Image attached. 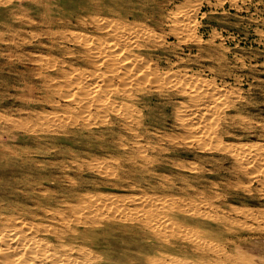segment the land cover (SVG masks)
Returning <instances> with one entry per match:
<instances>
[{"label": "rangeland", "instance_id": "374dc122", "mask_svg": "<svg viewBox=\"0 0 264 264\" xmlns=\"http://www.w3.org/2000/svg\"><path fill=\"white\" fill-rule=\"evenodd\" d=\"M31 1L32 0H2L0 4L7 10L13 8L15 5H18L21 8L32 7V9H36L35 6L37 9L41 8L40 5H35V3H32ZM75 1H73L74 4L83 3V0ZM112 4L120 8L128 7L135 18L130 23L131 29L123 27V32L122 28H118L120 29L118 31H115L116 29L113 28L114 23L116 25L121 24V19L116 15H110L111 17L109 16V19L113 21H110L109 24H112L111 27L114 29V32L106 30L107 33L104 31L103 38H106L101 41L102 43L99 42L100 44H96V40H93L92 44H96L99 47L95 48L99 57L101 56L102 59L105 57L106 60L111 57V59H109L110 62L107 60V62L105 61L106 63H101L97 68L86 67V71H80L79 68L81 70L85 68L79 67L78 65H71V67L67 65L65 66V64H62V66L60 65L61 63H59L58 67L62 66V68H67L68 71H71L73 67L77 66L76 68H78V70L71 73H76V76H78L75 77V74L72 76L70 73L69 81L56 78L57 81L55 83L61 85L56 86V88L65 92H71L72 90L71 93H73L78 100L81 99L77 103L78 106L75 104L74 106L72 105V107L75 108L73 110L69 108L62 110L57 109L51 105H45L43 100L41 102V107L45 108V115H49L50 117L58 114L59 116L65 114L62 117L66 116V118H70L73 117V114L78 110L82 118L85 115L84 118L89 124V129L96 130L97 128H102L105 122L112 120L113 116L111 113L100 108L98 105L99 101L96 102V100H92L94 99L92 94H96L95 97L97 96L98 98L97 93H94L92 89L96 81H100V84L105 82L101 86L105 89L102 92L104 93V97H102H108V99L105 98L108 103L109 101L112 102L113 84L111 81L114 80L115 75L121 72L118 69H122L117 65V59H122V65H124L123 69L127 68L130 71L128 74H131V71L134 70L136 74L139 73L141 76L148 77L149 79L147 78V80H149V82L147 83L152 82V80L155 79L154 77L157 78L160 76L165 83L169 78V82L165 84V87L168 84L171 86L169 87L168 85V88L166 87L167 90L177 88L180 90L179 88L185 85L184 88H181L182 91L184 89L185 93L181 95H158L155 92L150 94L147 92L137 93L134 89L132 90L133 97L127 100L125 99L126 104L129 102L128 106H130L131 103L129 113H127V120H129L134 127L137 125L136 122L140 114L148 111L150 117H148L147 121H150V123L145 124L149 125L151 132L153 131L152 133L157 132L155 134L158 135L165 132L170 133L172 137H174L175 134H178L174 139L172 138L158 142L160 146L170 148L167 149V151H164L165 154L163 153V155H167L169 158V163L165 164V169L162 172L164 173L165 178L158 175H156V177L149 176L145 170L144 172H141L139 168L118 166V161H115L114 158V160L109 158L108 160L106 159V161L105 159L94 155L97 151L95 147L92 146L89 149L80 150L77 148L80 147L79 143L70 141L69 144L74 149L86 153L87 151L91 152V156L89 154L87 157H92V161H90L92 162L91 165H98L95 168L98 167V169H103V165H110V169L112 168L117 176L111 174L106 175V177L109 180L118 179L119 183L124 186L112 187L109 184L99 185L93 189L81 186L76 190L68 191V194L67 192L54 191L51 192L52 194L47 193L46 196L48 197H46V192L42 195L36 190L37 186L31 184V181L28 186L26 182H22L18 179V195H16V193L8 194L11 192H7L5 193V196L0 197L2 200L0 201V264H50V262L51 264H88V262L89 264H107V262L108 264H264V162L262 163L263 160H258V162L256 160V162H254L255 159L253 162L251 160L236 165L232 162L234 159V156H232L234 151L241 154L245 153V155L247 154L248 156H254L258 152V149L263 148V150L259 151H264V146L259 144V142L262 143V141H264V138L258 136V127H261V125L264 124V0H113ZM33 15L34 17H37L35 13H33ZM43 27L44 26H39L38 28L43 29ZM75 30L76 32H80L79 28H75L74 31ZM128 30L131 31V33L128 32ZM30 31L31 29L27 28L24 35L30 37ZM132 32L136 35L134 33L132 34ZM121 33H124L125 35H121ZM186 33H190V35H187ZM18 34L17 31H4L0 34V145H14L15 154L13 153L12 155L14 162H18L22 158H31V156L37 157L32 153L34 151H30L28 154H25L24 151L19 153L18 150H16V147L18 146L21 147L25 145L31 150H45L50 149L53 145L52 142L60 145L64 144V139L66 137L64 134L55 132V130L53 131V129L52 131L39 130L38 123H42L41 121L44 117H31L27 114V112L35 111V109H33L35 103L32 102L31 99H28V91L31 90L33 92V97L34 95L40 96L43 92L38 89L34 91L35 87L31 82V78L20 75L24 71L25 65H30V63L27 62V60L18 61V53H20L21 49H18V45L22 42V36ZM141 34H145L144 37H138V35ZM150 36L152 37L151 40ZM153 36H155L154 39ZM39 37L41 38V36ZM39 37H32L31 39L36 41V38ZM107 37H109V40ZM124 37H126V39ZM128 37L130 39H128ZM156 38L158 40H156ZM127 39L128 41H126ZM109 41L112 42L111 45L108 44L110 43ZM138 43L140 44L138 45ZM153 43H158L163 46L154 49L151 46ZM112 44L113 48H117L113 49ZM136 44L138 46H136ZM31 51V53L34 54H32L34 57H39L44 61L49 60L51 64L59 62L60 57H62L60 56L61 54L56 51ZM110 52L112 56L110 55ZM112 52H118L119 54H113ZM45 54L48 57H45ZM119 55L121 57H119ZM137 55L138 57H136ZM139 57L142 59H139ZM133 61L136 62V64L134 63L133 65ZM34 65H36V63H34ZM138 65H141V67ZM111 68L115 73L113 70H110ZM47 69L51 70L52 67L50 66ZM141 69L143 70V74H141ZM93 70L94 72H92ZM108 70L112 73H108ZM136 71L139 72L137 73ZM81 72H86V75H83L84 73L82 74ZM175 72L177 73L175 74ZM89 75L92 77L90 78ZM125 76H127V73ZM134 76L135 75L132 77ZM166 76L168 78H166ZM105 77H108L107 80H105ZM78 78L79 80H77ZM84 78H88L86 82H84ZM109 80L110 82H108ZM116 81L121 84L119 79ZM73 82H75V84ZM107 82L109 85L106 84ZM81 83L85 89L82 88ZM83 83H87V87H85L86 85ZM90 83H92V85ZM175 85H177V87ZM106 87H108V89ZM86 88H88L90 93L88 90V92L86 91ZM80 90H83L84 92L82 91V93ZM85 92L86 95L84 94ZM164 92L165 91H162V93ZM83 94L86 96L84 99ZM89 95L93 97L91 100ZM114 97L116 98L117 96L115 95ZM103 100L102 102H107L106 100ZM117 100L119 102L124 101L121 100L119 96ZM169 100L176 101L177 103H174L176 107L170 106L171 104L169 103ZM88 101H90V103ZM82 102L84 106L81 104ZM61 103H64V101L61 100ZM84 103L87 104V114L84 108L86 104ZM91 104L95 106L91 107ZM147 105H150L151 108H147ZM184 105L187 108H185ZM87 108L89 111H87ZM65 110L68 111L66 112ZM81 111L84 113H81ZM44 112L39 114L41 115ZM105 113L107 114L106 116L104 115ZM90 114H92V116H90ZM86 115L89 117H86ZM209 116L210 118H208ZM182 118H186L185 122L183 121L184 124H187L188 121L189 125L191 122L193 125L192 127L202 132L205 137H202V134L199 138L198 136L194 137L195 135L191 136L193 135L192 133H188L186 130L178 126L182 121ZM204 126L209 130L206 128L204 131ZM68 127L70 128L71 126L69 125ZM222 130L227 131L222 132ZM138 131L139 130L136 132ZM226 132H229L230 134H226ZM122 133L126 136L130 134L126 130ZM208 133H210V135ZM29 135L34 136L35 138L37 137L34 139V143L25 139V136ZM207 135L208 137L206 138ZM18 137H23L24 139L21 140L18 139ZM78 139L79 136L75 135L74 140ZM203 139H205V141ZM216 139L217 141H214ZM237 140L241 142H238ZM128 145H132L129 140ZM29 148H26L25 150L29 151ZM161 156V154L158 155L159 158H161ZM48 158L49 157L46 156L45 159ZM177 162H179L178 165ZM171 163L176 165L173 166ZM180 163L184 165L181 166ZM251 163L253 164L251 165ZM158 165L160 164L149 162L144 166L149 169L151 167L153 168V166L154 168H158ZM50 169L49 165H45L41 171L46 173ZM103 175L105 176V174ZM249 176L250 178H248ZM81 177L96 178L99 177V175L88 170L84 171ZM77 180L79 181V179ZM64 183L67 185L66 182ZM209 183L211 185H209ZM234 184L237 187H235ZM123 187L125 188L123 189ZM131 187L139 192L133 191ZM30 188H33L32 191ZM20 189H22V191ZM90 197L95 198L92 200ZM76 199H78V201ZM42 200L46 202L44 203ZM77 204L81 206H78ZM37 206L42 209L44 214ZM76 208L81 210V212ZM159 208H162V210ZM58 209H60L62 213ZM71 210L73 212H71ZM55 212L58 213L55 214ZM51 214L53 215L51 216ZM156 219L159 221L157 222ZM195 219H197V221ZM139 222L140 226H138ZM196 228L198 230H196ZM132 229L134 231H132ZM135 230L140 231L138 232ZM227 230L231 233L229 234ZM52 232L55 234V239ZM223 232L225 235L222 234ZM145 236H147V239ZM159 238L160 240H158ZM13 242L15 244H13ZM76 242L77 244H75ZM164 242H166V244ZM19 247L22 248V250ZM162 251L164 253H160ZM51 252L54 253L51 254ZM151 255H153V257ZM44 258H46V260ZM66 260H68V262Z\"/></svg>", "mask_w": 264, "mask_h": 264}, {"label": "bare ground", "instance_id": "6f19581e", "mask_svg": "<svg viewBox=\"0 0 264 264\" xmlns=\"http://www.w3.org/2000/svg\"><path fill=\"white\" fill-rule=\"evenodd\" d=\"M2 0H0L1 3ZM9 1V0H8ZM11 1V0H10ZM75 1V0H73ZM73 1H69V0H32L31 2L35 3V5H40V9H37V7L35 5L36 9H32V7H24L21 8L18 5H15L13 8H9L8 10L1 6L0 4V34L3 33L4 31H17V33H19L18 35H21L22 38V42L18 45V49H20V53H18V61H26L30 63V65H25L24 71L22 72V74H20L21 76H28V78H31V82L32 84H34V91L36 89L42 91V95H34L33 97V92L31 90L28 91V99H31L32 102H34V108L35 111H30L27 112V114L31 117H37L39 116V118L44 117L43 120L40 121L42 123H38V128L41 131L44 130H51L53 129V131L55 130V132H59L60 134H64L66 137L64 139V144L60 145L57 144L55 142H52V146L50 147V149H45V150H39V149H30L29 147L23 145L21 147H16V150H18V152H22L24 151L25 154L30 153V151H34L32 152L34 155H36L38 158H42V159H38L37 157L31 156V158H27V159H21L18 162H14L13 161V153L15 154V150H14V145H9V144H2L0 145V197L5 196V193L7 192H11L8 194H12V193H16V195H18V179H20V181L22 182H26V184L29 186L30 181L31 184H34L35 186H37L38 192H40L42 195L45 193V196L47 195V193H51L54 191H62V192H67V194L70 191L76 190L79 187L83 186L86 188H96L99 185H111L112 187H122L124 186L123 184L119 183L118 179H114V180H109L106 175H111L113 174L114 176L116 175L115 172L112 170V168L110 169V165L109 166H105L101 165V167L103 169H98L95 168L96 166H93V164L91 165L92 162V157H87L91 152L87 151L83 152V151H79L74 149L69 143L70 141H74L76 143H79L80 147H77L80 150H85V149H89L90 147H95L96 148V154L98 157L102 158V159H109L112 158L111 160L118 161V166H123V167H135V168H139V170L141 172H144V170L148 173L149 176H162L165 178V175L163 172V170L165 169V164L169 163V158L167 155H163L164 151H167V149H170L169 147H163L160 146L158 144L159 141L162 140H169V139H174V137L178 134H175L174 137H172V135L170 133H165L163 132L162 134H155L151 132V129L149 128V125H146L145 123H150V121L148 122L147 119L148 117H150V113L147 111L146 113L140 114L138 120H137V125L134 127L133 124L131 122H129V120H127V113H129V107L128 104H126L125 99H130L131 97H133L132 94V90L135 89V91L138 92H147L148 94L155 92L158 95H163L166 94L167 96H172V95H181L184 94L185 91L183 89L182 91V87L184 88L185 85H183L181 88H179L180 90L177 89H172V90H167L166 87L169 85H167L165 87V84L167 82H169V78L166 76L167 82L165 83V81L160 78V76H158L157 78L154 77L155 79L152 80V82H149V80H147L148 77H144L141 76L138 72L136 71L138 74L135 73V71H131L132 73L128 74V72H130L127 68H124V65H122V59H117V65L120 66L122 69H118L121 72L117 75H115L114 80H112V84H113V88H112V94H113V98H112V102L108 101L105 99L108 97L103 98V89L101 86L103 83H99L98 81L95 82V84L93 85V89L92 91L94 93H97V96L95 97L96 94H92V96L94 97V99H92L93 97H91L89 95L90 100H96L99 101L98 105L100 106V108H102L103 110L109 112L112 114V120L105 122L102 128H97L96 130L94 129H89V124L86 121V119L81 117L80 112H78V110L76 111V113H74L73 117H69L70 118H66L59 116L58 115H54L53 117H50L49 115H45L44 109L43 107H41V102L42 100L44 101L45 105H51L52 107H55L57 109H75L74 107H72V105L74 106L77 105L78 100L77 97H75V95L72 92H65L60 90L59 88L57 89L56 86H61L58 83H55L57 80L56 78H60L63 79L65 81H69L70 79V73L74 72L76 70H78V68L73 67L71 69V71H68V69L66 68H62V64H65V66H71V65H78L79 67L85 68V69H80V71H86V67H94L97 68L99 67V65H101V63L103 62H107V60L110 62L109 59H111V57L109 59L106 60L105 57H103L104 59L101 58V56L99 57L98 53L95 51V48L98 47V45H96L97 43L101 42L104 38H103V32L106 30H109L111 32H114V29H116L115 31H118L122 28L123 32H124V28H130V23L132 20H134V15L132 14V11L127 7L125 8H120L117 7L115 5L112 4L113 0H83V3L80 4H74ZM112 1V2H111ZM30 2V3H31ZM76 2V1H75ZM3 4V3H2ZM10 7V6H9ZM33 13H35L37 15V17H34ZM102 14V15H101ZM110 15H116L119 17V19H121L120 22L121 24H115L113 25L112 29V24H109L111 19H109ZM172 15V14H171ZM111 17V16H110ZM185 17V16H184ZM183 19V18H182ZM181 20V19H180ZM193 20V19H192ZM113 21V20H112ZM111 21V22H112ZM162 21V20H161ZM183 21V20H182ZM190 21V19H189ZM192 22V21H191ZM138 24V23H137ZM136 24V25H137ZM167 24V23H166ZM119 25V26H118ZM178 25V24H176ZM180 25V24H179ZM39 26H44L43 29L38 28ZM133 26V25H132ZM144 26V25H143ZM181 26V25H180ZM183 26V25H182ZM191 26V25H190ZM124 27V28H123ZM136 27V26H135ZM27 28L31 29V33H30V37H26V35H24L26 33ZM42 28V27H41ZM73 28V29H72ZM75 28H79L80 32H76V30L74 31ZM120 28V29H118ZM133 28V27H132ZM152 28V27H151ZM180 28V27H179ZM186 28V26H185ZM131 29V28H130ZM129 29V30H130ZM138 29V28H137ZM183 29V28H182ZM181 29V30H182ZM90 30V31H88ZM126 30V29H125ZM131 33V31H129ZM178 30V29H176ZM192 30V29H191ZM29 31V30H28ZM78 31V30H77ZM134 31V30H133ZM137 31V30H136ZM141 31V30H140ZM193 31V30H192ZM107 32V31H106ZM122 32V31H120ZM126 32V31H125ZM127 32V33H128ZM135 32V31H134ZM132 32V34L134 33ZM144 32V31H142ZM141 32V33H142ZM108 33V32H107ZM126 33V34H127ZM140 33V32H139ZM146 33V31H145ZM193 33V32H192ZM124 33H121V35ZM135 34V33H134ZM138 34V32H137ZM150 34V33H149ZM148 34V35H149ZM187 34V33H186ZM190 35V33H188ZM187 34V35H188ZM17 35V36H18ZM114 35V34H113ZM125 35V34H124ZM123 35V36H124ZM128 35V34H127ZM131 35V34H129ZM136 35V34H135ZM134 35V36H135ZM138 35V37H144V35L142 36ZM151 35V34H150ZM193 35V34H192ZM39 37L41 36V38H36L37 40L34 41L31 38L32 37ZM117 36V35H116ZM120 36V35H119ZM118 36V37H119ZM122 36V37H123ZM147 36V34H146ZM152 36V35H151ZM150 36V37H151ZM9 37V36H8ZM113 37V36H111ZM110 37V38H111ZM155 36H153L154 39ZM190 37V36H189ZM195 37V36H194ZM197 37V36H196ZM121 38V37H119ZM126 39V37H124ZM132 38V36H131ZM136 38V37H134ZM179 38V37H178ZM198 38V37H197ZM4 39V38H3ZM107 39L109 40V37H107ZM106 39V40H107ZM113 39V38H112ZM128 39H130L128 37ZM128 39L126 41H128ZM152 39V37L150 38V40ZM10 40V39H9ZM93 40H96V44L93 45ZM105 40V41H106ZM133 40V39H131ZM149 40V41H150ZM156 40H158L156 38ZM1 41V40H0ZM6 41V40H5ZM14 41V40H13ZM111 41V40H110ZM109 41V42H110ZM125 41V40H124ZM185 41V40H184ZM8 42V41H7ZM114 42V41H113ZM130 42V41H129ZM138 42V41H137ZM144 42V41H143ZM154 42V40H153ZM159 42V41H158ZM15 43V42H14ZM102 43V42H101ZM106 43V42H105ZM112 42L108 43L111 45ZM173 43V42H172ZM100 44V43H99ZM104 44V43H103ZM115 44V43H114ZM140 43H138L139 45ZM163 44V43H162ZM6 45V44H5ZM136 44V46H138ZM142 45V44H141ZM8 46V45H7ZM16 46V45H15ZM107 46V45H106ZM116 46V45H114ZM133 46V45H132ZM154 49H157V47H162L163 45L158 44V43H153V45H151ZM31 47V48H29ZM126 47V46H125ZM99 48V47H98ZM112 48H113V44H112ZM115 49L117 47H114ZM113 48V49H114ZM108 49V48H106ZM105 49V50H106ZM111 49V48H110ZM112 49V50H113ZM127 49V48H126ZM31 50H38L39 52H42L43 50L45 51H56L58 53H60L62 57H60L59 62L57 63H53L51 64L50 61H43L41 60V58L39 57H34L33 53H31ZM100 51V50H99ZM111 51V50H110ZM117 51V50H116ZM49 52V54H50ZM119 52V50H118ZM118 52H112L113 54H119ZM45 53V52H44ZM48 53V52H47ZM101 53V52H100ZM33 54V55H32ZM41 54V53H40ZM125 54V53H124ZM102 55V54H101ZM107 55V54H105ZM111 55V52H110ZM122 55V54H120ZM119 55V57H121ZM109 56V55H108ZM107 56V57H108ZM112 56V55H111ZM117 56V55H115ZM45 57L46 56L45 54ZM66 57V58H65ZM118 57V58H119ZM138 57V55L136 56ZM135 57V58H136ZM114 58V57H113ZM117 58V57H116ZM183 58V57H182ZM57 59V58H54ZM139 59H142L139 57ZM144 59V58H143ZM179 59V58H178ZM114 60V59H112ZM124 60V59H123ZM135 60V59H134ZM148 60V59H147ZM102 61V62H101ZM105 62V63H106ZM141 62V61H140ZM144 62V61H142ZM33 63V64H31ZM34 63H36V65H34ZM59 63H61L60 65H62L61 67L59 66ZM134 63L136 64V62L133 61V65ZM140 64V63H139ZM111 65V64H110ZM113 65V64H112ZM116 65V64H114ZM116 65V66H117ZM145 65V64H144ZM52 67L51 70H48V67ZM115 66V67H116ZM117 66V67H118ZM132 66V65H130ZM137 66V65H136ZM139 67H141V65H138ZM72 67V66H71ZM102 67V66H101ZM133 67V66H132ZM143 67V65H142ZM145 67V66H144ZM171 67V66H170ZM182 67V66H181ZM106 68V67H104ZM114 68V67H113ZM156 68V67H155ZM108 69V68H106ZM130 69V68H129ZM134 69V68H132ZM136 69V68H135ZM92 70V68H91ZM89 70V71H91ZM110 70H113L112 68ZM115 70V68H114ZM113 70V71H114ZM138 70V69H137ZM142 70V69H141ZM151 70V69H150ZM149 70V72H150ZM153 70V69H152ZM166 70V69H165ZM87 71V72H89ZM99 71V70H98ZM109 71V70H108ZM116 71V70H115ZM114 71V73H115ZM155 71V70H154ZM175 71V70H174ZM190 71V70H189ZM94 72V70L92 71ZM111 71H109L108 73H110ZM117 72V71H116ZM134 72V73H133ZM156 72V71H155ZM82 73V72H81ZM84 73V72H83ZM82 73V74H83ZM86 73V72H85ZM83 75H86V74ZM98 73V72H97ZM112 73V72H111ZM110 73V74H111ZM118 73V72H117ZM127 73V76H125V74ZM162 73V72H161ZM177 72H175L176 74ZM72 74V73H71ZM76 76V73H73ZM72 74V76H74ZM89 74V73H87ZM92 74V73H91ZM90 74V75H91ZM107 74V73H106ZM141 74H143V70L141 72ZM89 75V77H90ZM94 75V74H93ZM109 75V74H108ZM133 75H135L134 77H132ZM154 75V74H153ZM167 75V74H166ZM88 76V75H87ZM95 76V75H94ZM99 76V75H98ZM111 76V75H110ZM162 76V75H161ZM176 76V75H175ZM174 76V77H175ZM80 77V76H79ZM82 77V75H81ZM80 77V78H81ZM86 77V76H85ZM92 77V76H91ZM90 77V78H91ZM109 77V76H108ZM107 77V78H108ZM164 77V76H163ZM196 77V76H195ZM72 78V77H71ZM106 78V77H105ZM107 78L105 80H107ZM111 78V77H110ZM113 78V76H112ZM180 78V77H179ZM194 78V77H193ZM197 78V77H196ZM202 78V77H201ZM55 79V81H54ZM84 82H86V78H84ZM95 79V77H94ZM99 79V78H96ZM120 80L121 84L119 82H117L116 80ZM149 79V78H148ZM72 80L74 81V79L72 78ZM71 80V81H72ZM79 80V78L77 79ZM83 80V78H82ZM178 80V79H177ZM187 80V79H186ZM201 80V79H200ZM173 81V80H172ZM179 81V80H178ZM177 81V82H178ZM197 81V79H196ZM110 82V80L108 81ZM108 82L106 84H108ZM171 82V81H170ZM198 82V81H197ZM200 82V81H199ZM75 84V82H73ZM77 83V82H76ZM88 83V82H87ZM86 83V84H87ZM94 83V82H92ZM92 83H90L92 85ZM175 83V82H174ZM211 83V82H209ZM213 83V82H212ZM80 84V83H78ZM85 84V83H83ZM85 84V85H86ZM89 84V83H88ZM173 84V83H172ZM177 84V83H176ZM185 84V83H184ZM201 84V83H200ZM82 85V83H81ZM90 85V86H91ZM105 85V84H104ZM109 85V84H108ZM174 85V84H173ZM172 85V86H173ZM202 85V84H201ZM110 86V87H111ZM120 86V87H119ZM171 85H169L170 87ZM177 87V85H175ZM204 86V85H203ZM70 87V86H69ZM87 87V85L85 86ZM81 88V87H80ZM82 88L83 85H82ZM81 88V89H82ZM92 88V87H91ZM108 89V87H106ZM168 88V87H167ZM175 88V87H174ZM212 88V87H211ZM210 88V89H211ZM69 89V88H68ZM85 89V88H84ZM186 89V88H185ZM190 89V88H189ZM188 89V90H189ZM205 89V88H203ZM209 89V88H208ZM88 90V88H86V91ZM91 90V89H90ZM212 90V89H211ZM81 91V90H80ZM79 91V92H80ZM83 91V90H82ZM81 91V92H82ZM89 91V90H88ZM87 91V92H88ZM110 91V89H109ZM162 91H165L164 93H162ZM190 91V90H189ZM76 92V91H75ZM84 92V91H83ZM82 92V93H83ZM203 92V91H202ZM220 92V91H219ZM229 92V90H228ZM235 92V91H234ZM237 92V91H236ZM90 93V91H89ZM92 93V92H91ZM187 93V92H186ZM76 94V93H75ZM81 94V93H80ZM86 95V92L84 93ZM83 94V95H84ZM188 94V93H187ZM203 94V93H202ZM225 94V93H224ZM229 94V93H228ZM227 94V95H228ZM236 94V93H235ZM84 95L83 99L86 97ZM117 96L116 98L114 96ZM138 95V94H137ZM140 95V94H139ZM142 95V94H141ZM212 95V94H211ZM210 95V96H211ZM80 96V95H79ZM82 96V95H81ZM103 96V97H102ZM118 96L121 98V100L124 101H118ZM135 96V95H134ZM205 96V95H204ZM110 97V96H109ZM138 97V96H137ZM191 97V96H190ZM209 97V96H208ZM106 100L107 102H102L103 99ZM157 98V97H156ZM168 98V97H167ZM170 98V97H169ZM178 98V97H177ZM207 98V97H206ZM236 98V97H235ZM87 99V98H86ZM192 99V98H189ZM61 100L64 101V103H61ZM103 100V101H104ZM120 100V99H119ZM166 100V99H165ZM203 100V99H202ZM132 101V100H131ZM158 101V100H157ZM164 101V100H163ZM170 101V100H169ZM209 101V100H207ZM85 102V101H84ZM90 103V101H88ZM87 102V103H88ZM144 102V101H143ZM148 102V101H147ZM168 102V101H167ZM176 102V101H175ZM174 101H170L169 103L171 104L170 106L174 107L175 103ZM191 102V101H190ZM189 102V103H190ZM230 102V101H229ZM108 103V104H107ZM150 103V102H148ZM153 103V102H152ZM163 103V102H162ZM177 103V102H176ZM183 103V102H182ZM187 103V102H186ZM204 103V102H203ZM83 105V102L81 103ZM86 104V103H84ZM146 105V104H145ZM208 105V104H207ZM217 105V104H216ZM40 106V107H39ZM78 106V105H77ZM84 106V105H83ZM95 106L93 104H91V107ZM164 106V105H163ZM187 106V104H186ZM206 106V105H205ZM215 106V105H214ZM218 106V105H217ZM228 106V105H227ZM86 107L87 104L85 105V112H86ZM147 108H151L150 105L146 106ZM176 107V106H175ZM185 107V105H184ZM183 107V108H184ZM188 107V106H187ZM185 107V108H187ZM219 107V106H218ZM221 107V105H220ZM23 108V107H22ZM89 108V107H88ZM87 108V111H89ZM133 108V107H132ZM146 108V109H147ZM181 108V107H180ZM182 108V109H183ZM222 108V107H221ZM82 109V107H81ZM144 109V108H143ZM158 109V108H157ZM168 109V108H167ZM190 109V108H189ZM206 109V108H205ZM220 109V108H219ZM53 110V109H52ZM84 110V109H83ZM152 110V109H151ZM179 110V108H178ZM181 110V109H180ZM192 110V109H191ZM207 110V109H206ZM223 110V109H222ZM58 111V110H56ZM55 111V112H56ZM66 111V110H65ZM68 111V110H67ZM66 111V112H67ZM91 111V110H90ZM150 111V110H149ZM41 112H44L43 114H39ZM65 112V113H66ZM133 112V111H132ZM181 112V111H180ZM81 113H84L81 111ZM168 113V112H167ZM213 113V112H212ZM219 113V112H218ZM223 113V112H222ZM21 114V113H20ZM25 114V113H24ZM46 114H51V113H46ZM54 114V113H53ZM87 114V112H86ZM23 115V114H22ZM67 115V114H66ZM72 115V113H71ZM83 115V114H82ZM105 116L107 115L106 113L104 114ZM186 115V114H185ZM211 115V114H210ZM218 115V114H217ZM88 115H86L87 117ZM90 116H92V114H90ZM104 116V117H105ZM152 116V115H151ZM89 117V116H88ZM103 117V118H104ZM162 117V116H161ZM166 117V116H165ZM164 118V117H163ZM179 118V117H178ZM177 118V119H178ZM194 118V117H193ZM192 118V119H193ZM210 118V116L208 117ZM218 118V117H217ZM216 118V119H217ZM106 119V118H105ZM155 119V118H154ZM186 119V118H185ZM185 119L182 118V121L180 119V123L178 124V126H180L182 129L186 130L188 133H192L194 137L198 138L200 136H202V132L196 130L194 127H192L193 125L190 122V126L188 125V121L187 124H184ZM202 119V118H201ZM206 119V118H205ZM215 119V118H214ZM89 120V119H88ZM207 120V119H206ZM90 121V120H89ZM107 121V120H105ZM146 121V122H144ZM163 121V120H162ZM184 121V122H183ZM91 122V121H90ZM134 122V121H133ZM179 122V121H178ZM12 123V122H11ZM155 123V122H154ZM206 123V122H205ZM204 123V124H205ZM96 124V123H95ZM159 124V123H158ZM173 124V123H172ZM177 124V123H176ZM235 124V123H234ZM71 126L70 128L68 126ZM188 125V126H187ZM202 125V124H201ZM206 125V124H205ZM152 126V125H150ZM197 126V125H195ZM154 127V126H153ZM200 127V126H199ZM202 127V126H201ZM205 127V126H204ZM203 127V128H204ZM19 128V127H18ZM152 128V127H151ZM157 128V127H156ZM207 127H205L204 131L206 130ZM259 128V133L258 136L264 138V124L261 125V127ZM139 130L138 132H136L137 130ZM154 129V128H153ZM152 129V130H153ZM208 129V128H207ZM211 129V127H210ZM214 129V128H213ZM127 131L130 134L128 136L124 135L122 132L123 131ZM209 130V129H208ZM212 130V129H211ZM25 131V130H24ZM31 131V130H30ZM157 131V130H156ZM227 131V130H224ZM222 130V132H224ZM230 132V131H229ZM229 132H226L229 133ZM187 133V134H188ZM214 133V132H213ZM231 133V132H230ZM229 133V134H230ZM202 134V135H201ZM205 134V133H204ZM210 135V133H208ZM215 134V133H214ZM222 134V133H221ZM78 135L79 139L78 140H74V136ZM206 135V134H205ZM232 135V134H231ZM185 136V133H184ZM190 136V135H189ZM219 136V135H218ZM202 137H205L204 135ZM208 137V135L206 136V138ZM217 137V136H216ZM37 138V137H36ZM34 136H25V139H28V141H32L34 143V139H36ZM178 138V137H177ZM205 138V139H206ZM211 138V137H209ZM220 138V137H219ZM18 139L23 140V137H18ZM201 139V138H200ZM205 139H203L205 141ZM215 139V138H214ZM228 139V138H227ZM232 139V138H229ZM128 140L130 141V143L132 145H128ZM197 140V139H196ZM211 140V139H210ZM220 140V139H219ZM170 141H174V140H170ZM199 141V140H198ZM214 141H217L214 140ZM238 141V140H237ZM196 142V141H195ZM207 142V141H206ZM241 142V141H238ZM192 143V142H191ZM202 143V141H201ZM227 143H231V142H227ZM226 143V144H227ZM235 143V142H234ZM211 144V143H210ZM218 144V143H217ZM241 144V143H240ZM259 144L264 146V141H262V143L259 142ZM208 145V143H207ZM212 145V144H211ZM220 145V144H219ZM223 145V144H221ZM228 145V144H227ZM43 146V145H42ZM46 146V145H45ZM199 146V145H198ZM239 146V144H238ZM242 146V144H241ZM245 146V145H244ZM252 146V145H251ZM262 146V147H263ZM202 147V146H201ZM204 147V146H203ZM208 147V146H207ZM225 147V146H224ZM229 147V146H228ZM253 147V146H252ZM26 148H29L28 150H25ZM197 148V147H196ZM211 148V147H210ZM230 148V147H229ZM232 148V147H231ZM257 148V147H256ZM206 149V148H205ZM224 149V148H223ZM228 149V148H227ZM234 149V148H233ZM245 149V148H244ZM258 149V148H257ZM221 150V149H220ZM226 150V149H225ZM252 150V149H251ZM259 150H263L262 149H258V152L254 155V156H248L247 154H241V153H237L236 151L233 152L234 159H233V163L236 164H240V163H244V162H249L255 159L254 162H258V160H263L262 163L264 162V151L260 152ZM227 151V150H226ZM229 151V150H228ZM236 152V153H235ZM244 152V151H243ZM231 153V152H230ZM161 154V158L158 157V155ZM165 154V153H164ZM32 155V154H31ZM46 156H48V159H45ZM91 156V154H90ZM231 156V155H230ZM44 158V159H43ZM114 158V159H113ZM232 158V157H231ZM101 159V160H102ZM103 160V161H105ZM106 160V161H107ZM105 161V162H106ZM259 161V162H260ZM114 162V161H113ZM149 162H156L160 165H158V168H145V164L149 163ZM176 163V162H175ZM174 163V164H175ZM179 162H177L178 165ZM261 163V162H260ZM172 164V163H171ZM253 163H251L252 165ZM45 165H49L50 166V170L46 173H43L41 171V169L45 166ZM114 165V164H113ZM173 165V164H172ZM176 165V164H175ZM173 165V166H175ZM181 166H183L184 164L180 163ZM195 165V164H194ZM263 165V164H262ZM241 166V165H240ZM264 166V165H263ZM117 167V166H116ZM180 167V166H179ZM250 167V165H249ZM253 167V166H252ZM261 167V166H260ZM115 169V168H113ZM117 169V168H116ZM251 169V168H250ZM262 169V168H261ZM264 169V168H263ZM72 170V171H70ZM90 170L91 172H95L97 175H99V177L96 178H90V177H86V178H82V173L84 171H88ZM120 170V169H119ZM122 170V169H121ZM170 170V169H169ZM232 171V170H230ZM235 171V170H234ZM257 171V170H256ZM120 172V171H119ZM133 172V171H132ZM136 172V171H135ZM254 172V171H253ZM123 173V172H122ZM138 173V172H137ZM136 173V174H137ZM246 173V172H245ZM249 173V172H248ZM105 174V176L103 175ZM180 174V173H179ZM235 174V172H234ZM123 175V174H122ZM142 175V173H141ZM164 175V176H163ZM183 175V174H182ZM262 175V174H261ZM117 176V175H116ZM124 176V175H123ZM128 176V175H125ZM139 176V175H138ZM184 176V175H183ZM235 176V175H234ZM122 177V176H121ZM244 177V176H243ZM148 178V177H147ZM250 178V176L248 177ZM256 178V177H255ZM79 179V181L77 180ZM128 179V178H127ZM133 179V178H132ZM182 179V178H181ZM260 179V178H259ZM149 180V179H148ZM147 180V181H148ZM239 180V179H238ZM252 180V179H251ZM263 180V179H262ZM134 181V180H133ZM144 181V180H143ZM223 181V180H222ZM231 181V180H230ZM249 181V179H248ZM247 181V182H248ZM51 182V183H50ZM66 182L67 185L64 183ZM130 182V181H129ZM128 182V184H129ZM224 182V181H223ZM229 182V181H228ZM241 182V181H238ZM260 182V181H259ZM258 182V183H259ZM215 183V182H214ZM219 183V182H218ZM217 183V184H218ZM233 183V182H232ZM216 184V183H215ZM222 184V183H220ZM224 184V183H223ZM249 184V183H248ZM134 185V184H133ZM209 185H211L209 183ZM227 185V184H226ZM238 185V184H237ZM32 186V185H31ZM131 186V185H130ZM137 186V185H136ZM235 186V184H234ZM144 187V186H143ZM176 187V186H175ZM228 187V186H227ZM232 187V185H231ZM237 187V186H235ZM234 187V188H235ZM125 187H123L124 189ZM132 188V187H131ZM152 188V187H151ZM246 188V187H245ZM28 189V188H26ZM31 191L33 188H30ZM133 189V188H132ZM141 189V188H140ZM22 191V189H20ZM35 190V189H34ZM86 190V189H85ZM90 190V189H89ZM96 190V189H94ZM147 190V189H146ZM145 190V191H146ZM179 190V189H178ZM229 190V189H228ZM247 190V189H246ZM29 191V190H26ZM69 191V192H68ZM78 191V190H77ZM84 191V190H83ZM128 191V190H127ZM131 191V190H130ZM133 191H136L133 189ZM24 192V191H23ZM80 192V191H79ZM86 192V191H85ZM93 192V191H92ZM92 192H90L91 194H93ZM136 192H139L138 190ZM134 192V193H136ZM26 193V192H25ZM59 193V192H58ZM78 193V192H77ZM130 193V192H129ZM128 193V195H129ZM141 193V191H140ZM52 194V193H51ZM50 194V195H51ZM62 194V193H60ZM65 194V193H64ZM63 194V196H64ZM89 194V193H88ZM118 194V193H117ZM127 194V193H126ZM143 194V192H142ZM27 195V194H26ZM66 195V194H65ZM76 195V194H75ZM112 195V193H111ZM131 195V194H130ZM225 195V194H224ZM39 196V194H38ZM41 196V195H40ZM54 196V195H53ZM89 196V195H88ZM115 196V195H114ZM126 196V195H125ZM150 196V195H149ZM164 196V195H163ZM48 197V196H46ZM135 197V196H134ZM178 197V196H177ZM35 198V197H34ZM51 198V197H50ZM62 198V197H61ZM60 198V199H61ZM70 198V197H69ZM88 198V197H87ZM92 198V197H90ZM95 198V197H93ZM92 198V200H93ZM101 198V197H100ZM117 198V197H116ZM214 198V197H213ZM10 199V198H9ZM37 199V198H36ZM42 199V198H41ZM57 199V198H56ZM107 199V198H106ZM128 199V198H126ZM148 199V198H147ZM177 199V198H176ZM205 199V198H204ZM48 200V199H47ZM66 200V199H65ZM78 201V199H76ZM103 200V199H102ZM132 200V199H131ZM154 200V199H153ZM0 201L1 198H0ZM13 201V200H12ZM43 201V200H42ZM68 201V200H67ZM72 201V200H71ZM80 201V200H79ZM156 201V200H155ZM168 201V200H167ZM44 202V201H43ZM46 202V201H45ZM44 202V203H45ZM61 202V201H60ZM75 202V201H74ZM83 202V201H82ZM22 203V202H19ZM58 203V202H57ZM65 203V202H64ZM80 203V202H79ZM86 203V202H85ZM92 203V202H90ZM129 204V203H128ZM32 205V204H31ZM52 205V204H51ZM62 205V203H61ZM64 205V204H63ZM78 205V204H77ZM76 205V206H77ZM89 205V204H88ZM94 205V204H93ZM99 205V204H98ZM26 206V205H25ZM55 206V205H54ZM65 206V205H64ZM81 206V205H78ZM142 206V205H141ZM160 206V205H159ZM220 206V205H219ZM218 206V207H219ZM236 206V205H235ZM33 207V206H32ZM36 207V206H35ZM39 208V206H37ZM41 207V206H40ZM60 207V206H59ZM58 207V208H59ZM92 207V206H91ZM213 207V206H211ZM215 207V206H214ZM232 207V206H231ZM79 208V207H78ZM76 208V209H78ZM90 208V207H89ZM94 208V206H93ZM101 208V207H100ZM158 208V206H157ZM240 208V207H239ZM30 209V208H28ZM33 209V208H32ZM41 209V208H39ZM48 209V208H46ZM56 209V207H55ZM87 209V208H86ZM156 209V208H155ZM162 210V208H159ZM171 209V208H170ZM218 209V208H216ZM44 210V209H43ZM60 211V209H58ZM79 210V209H78ZM102 210V209H101ZM127 210V209H126ZM136 210V209H135ZM160 210V211H161ZM215 210V209H214ZM26 211V210H24ZM38 211V210H36ZM40 211V210H39ZM42 211V209H41ZM56 211V210H55ZM81 212V210H79ZM173 211V210H172ZM238 211V210H237ZM35 212V211H34ZM53 212V211H52ZM61 212V211H60ZM71 212H73L71 210ZM95 212V211H94ZM106 212V211H105ZM262 212V211H261ZM33 213V212H32ZM40 213V212H39ZM43 213V211H42ZM46 213V212H45ZM49 213V212H48ZM58 212H55V214ZM62 213V212H61ZM59 213V214H61ZM91 213V212H90ZM107 213V212H106ZM117 213V212H116ZM140 213V212H139ZM255 213V212H254ZM259 213V212H258ZM29 214V213H28ZM34 214V213H33ZM32 214V215H33ZM44 214V213H43ZM93 214V213H92ZM91 214V215H92ZM97 214V213H96ZM110 214V213H108ZM186 214V213H185ZM30 215V214H29ZM50 215V214H49ZM48 215V216H49ZM53 214H51L52 216ZM63 215V214H62ZM70 215V214H69ZM82 215V214H80ZM94 215V214H93ZM106 215V214H105ZM118 215V214H117ZM120 215V214H119ZM182 215V214H181ZM196 215V214H195ZM45 216V215H44ZM47 216V215H46ZM59 216V215H58ZM83 216V215H82ZM99 216V215H98ZM222 216V215H221ZM255 217H257L256 215H254ZM137 217V216H136ZM194 217V216H193ZM200 217V216H199ZM205 217V216H204ZM203 217V219H204ZM224 217V216H222ZM249 217V216H248ZM4 218V217H3ZM8 218V217H6ZM36 218V217H34ZM46 218V217H45ZM50 218V217H49ZM48 218V219H49ZM53 218V217H52ZM113 218V217H112ZM142 218V217H141ZM146 218V217H145ZM202 218V217H201ZM206 218V217H205ZM264 218V217H263ZM44 219V217H43ZM51 219V218H50ZM59 219V218H58ZM80 219V218H79ZM108 219V218H107ZM138 219V218H137ZM185 219V218H184ZM244 219V218H243ZM255 219V218H254ZM6 220V219H5ZM53 220V219H52ZM139 220V219H138ZM146 220V219H145ZM155 220V219H154ZM157 220V219H156ZM187 220V219H186ZM191 220V219H189ZM197 221V219H195ZM199 220V219H198ZM215 220V219H214ZM213 220V221H214ZM231 220V219H230ZM234 220V219H233ZM1 221V220H0ZM39 221V220H38ZM42 221V220H41ZM46 221V219H45ZM57 221V220H56ZM67 221V220H66ZM100 221V220H99ZM105 221V220H104ZM121 221V219H120ZM149 221V220H148ZM159 220H157L158 222ZM192 221V220H191ZM194 221V220H193ZM195 221V222H196ZM220 221V220H219ZM227 221V220H226ZM48 222V220H47ZM109 222V221H108ZM119 222V221H118ZM132 222V220H131ZM232 222V221H231ZM55 223V222H54ZM58 223V221H57ZM69 223V220H68ZM81 223V222H80ZM102 223V222H101ZM116 223V222H115ZM114 223V225H115ZM217 223V222H216ZM259 223V222H258ZM50 224V223H49ZM85 224V223H84ZM138 224V223H137ZM220 224V223H219ZM239 224V223H238ZM92 225V224H91ZM130 225V224H128ZM133 225V224H132ZM157 225V224H155ZM154 225V226H155ZM199 225V224H198ZM226 225V224H225ZM224 225V226H225ZM240 225V224H239ZM13 226V225H12ZM61 226V225H60ZM76 226V225H75ZM106 226V225H105ZM124 226V225H123ZM121 226V227H123ZM140 226V222L139 225ZM143 226V225H142ZM170 226V225H168ZM241 226V225H240ZM247 226V225H246ZM253 226V225H252ZM46 227V226H45ZM63 227V225H62ZM110 227V226H109ZM118 227V226H116ZM119 227V228H121ZM145 227V226H144ZM162 227V226H161ZM199 227V226H198ZM58 228V227H57ZM73 228V227H72ZM85 228V227H83ZM97 228V227H96ZM139 228V227H138ZM194 228V227H193ZM223 228V227H222ZM235 228V227H234ZM250 228V227H249ZM258 228V227H257ZM39 229V228H38ZM61 229V228H60ZM68 229V226H67ZM66 229V230H67ZM77 229V228H76ZM82 229V228H80ZM112 229V228H111ZM115 229V228H114ZM127 229V228H126ZM131 229V228H130ZM134 229V227H133ZM132 229V231H134ZM140 229V228H139ZM229 229V228H227ZM256 229V227H255ZM260 229V228H259ZM62 230L64 231V229L62 228ZM72 230V229H71ZM79 230V229H78ZM77 230V231H78ZM105 230V229H104ZM144 230V229H143ZM160 230V229H158ZM163 230V229H162ZM196 230H198L196 228ZM203 230V229H202ZM58 231V230H57ZM82 231V230H81ZM101 231V230H100ZM138 231V230H135ZM140 231V230H139ZM138 231V232H139ZM150 231V230H149ZM169 231V230H168ZM200 231V230H199ZM223 231V230H222ZM225 231V230H224ZM74 232V231H72ZM122 232V231H121ZM167 232V231H166ZM227 232H229L227 230ZM54 234V232H52ZM69 233V232H68ZM90 233V232H89ZM88 233V234H89ZM105 233V232H104ZM142 233V232H141ZM205 233V232H204ZM231 232H229L230 234ZM60 234V233H59ZM62 234V233H61ZM81 234V233H80ZM92 234V233H90ZM100 234V233H99ZM200 234V233H199ZM211 234V233H209ZM222 234L225 235V233L223 232ZM68 235V234H67ZM82 235V234H81ZM168 235V234H166ZM173 235V234H172ZM177 235V234H176ZM205 235V234H204ZM153 236V234H152ZM54 239H55V234H54ZM147 239V236H145ZM167 237V236H166ZM227 237V236H226ZM41 238V237H40ZM85 238V237H84ZM103 238V237H102ZM142 238V237H141ZM205 238V237H204ZM69 239V238H68ZM75 239V238H74ZM88 239V238H87ZM104 239V238H103ZM102 239V240H103ZM145 239V238H143ZM142 239V240H143ZM155 239V238H154ZM153 239V240H154ZM85 240V239H84ZM90 240V239H89ZM149 240V239H148ZM147 240V241H148ZM157 240V239H155ZM160 240V238L158 239ZM167 240V239H166ZM170 240V238H169ZM172 240V239H171ZM14 241V240H13ZM62 241V240H61ZM66 241V239H65ZM69 241V240H68ZM92 241V240H91ZM144 241V240H143ZM173 241V240H172ZM213 241V240H211ZM15 242V241H14ZM13 242V244H15ZM18 242V241H17ZM171 242V241H170ZM174 242V241H173ZM189 242V241H188ZM191 242V241H190ZM199 242V241H198ZM204 242V241H203ZM221 242V241H220ZM54 243V242H53ZM68 243V242H67ZM166 244V242H164ZM184 243V242H183ZM194 243V242H193ZM223 243V242H222ZM58 244V243H57ZM65 244V243H64ZM73 244V243H72ZM77 244V242L75 243ZM163 244V243H161ZM160 244V245H161ZM188 244V243H187ZM191 244V243H190ZM220 244V243H219ZM26 245V244H25ZM46 245V244H45ZM48 245V243H47ZM223 245V244H222ZM226 245V244H225ZM8 246V245H7ZM10 246V245H9ZM12 246V244H11ZM21 246V245H20ZM49 246V245H48ZM62 246V245H61ZM162 246V245H161ZM164 246V245H163ZM168 246V245H166ZM242 246V245H240ZM18 247V246H17ZM86 247V246H85ZM13 248V247H12ZM20 248V247H19ZM169 248V247H168ZM204 248V246H203ZM4 249V248H3ZM16 249V248H15ZM22 250V248H20ZM85 249V248H84ZM90 249V248H89ZM93 249V248H92ZM156 249V248H155ZM185 249V248H184ZM191 249V248H190ZM227 249V248H226ZM24 250V249H23ZM62 250V249H61ZM82 250V248H81ZM96 250V249H95ZM236 250V249H235ZM64 251V249H63ZM62 251V253H63ZM158 251V250H157ZM160 251V250H159ZM61 252V251H60ZM71 252V251H70ZM77 252V251H76ZM75 252V253H76ZM92 252V251H91ZM137 252V251H136ZM185 252V251H183ZM217 252V251H216ZM26 253V252H24ZM23 253V254H24ZM54 253V252H53ZM51 252V254H53ZM69 253V252H67ZM74 253V255L76 256V254ZM80 253V252H79ZM96 253V252H95ZM160 253H164L163 251ZM159 253V255H160ZM203 253V252H202ZM218 253V252H217ZM66 254V253H65ZM89 254V253H88ZM205 254V253H204ZM213 254V252H212ZM27 255V254H26ZM42 255V254H41ZM55 255V254H54ZM67 255V254H66ZM98 255V254H97ZM144 255V254H143ZM154 255V254H153ZM153 255H151L153 257ZM158 255V254H157ZM175 255V254H174ZM198 255V254H197ZM196 255V256H197ZM256 255V254H255ZM46 256V255H45ZM73 256V255H72ZM100 256V255H99ZM145 256V255H144ZM149 256V255H148ZM155 256V255H154ZM168 256V255H167ZM200 256V255H199ZM250 256V255H249ZM248 256V257H249ZM27 257V256H26ZM24 257V258H26ZM57 257V256H56ZM79 257V256H78ZM104 257V256H103ZM171 257V256H170ZM175 257V256H174ZM220 257V256H219ZM252 257V254H251ZM89 258V257H87ZM95 258V257H94ZM138 258V257H136ZM146 258V257H145ZM158 258V257H157ZM187 258V257H186ZM195 258V257H194ZM258 258V257H257ZM23 259V258H22ZM37 259V258H36ZM46 260V258H44ZM79 259V258H78ZM130 259V258H128ZM164 259V258H163ZM183 259V258H182ZM188 259V258H187ZM252 259V258H251ZM65 260V257H64ZM88 260V259H87ZM90 260V259H89ZM94 260V259H92ZM139 260V259H138ZM144 260V258H143ZM154 260V259H153ZM152 260V261H153ZM189 260V259H188ZM197 260V259H196ZM202 260V259H201ZM23 261V260H22ZM60 261V259H59ZM68 262V260H66ZM110 261V260H109ZM131 261V260H130ZM142 261V258H141ZM146 261V260H145ZM151 261V260H150ZM193 261V260H192ZM198 261V260H197ZM20 262V261H19ZM26 262V261H25ZM44 262V261H43ZM61 262V261H60ZM96 262V261H95ZM117 262V261H116ZM148 262V261H147ZM187 262V261H186ZM207 262V261H206ZM222 262V261H221ZM73 263V262H71ZM110 263V262H109ZM159 263V260H158ZM227 263V261H226ZM256 263V262H255ZM24 264V263H23ZM26 264V263H25ZM34 264V263H33ZM49 264V263H48ZM51 264V262H50ZM55 264V263H54ZM66 264V263H65ZM86 264V263H85ZM89 264V262H88ZM97 264V263H96ZM108 264V262H107ZM166 264V263H165ZM201 264V263H200Z\"/></svg>", "mask_w": 264, "mask_h": 264}]
</instances>
